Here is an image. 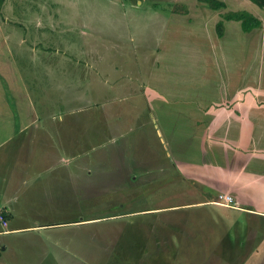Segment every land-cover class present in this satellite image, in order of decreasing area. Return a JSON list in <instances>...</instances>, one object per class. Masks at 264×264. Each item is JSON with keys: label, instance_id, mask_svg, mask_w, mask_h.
<instances>
[{"label": "crops", "instance_id": "crops-1", "mask_svg": "<svg viewBox=\"0 0 264 264\" xmlns=\"http://www.w3.org/2000/svg\"><path fill=\"white\" fill-rule=\"evenodd\" d=\"M120 1L121 6L128 7L142 2ZM199 1L203 19L209 17V23L195 24L182 13L165 14V21L169 23L164 22V27L170 26V29L159 36L157 46L144 45L146 48L139 53L149 55L148 65L142 68L136 57L134 76L123 78L120 73L114 77L112 71L119 72L117 58L112 56L111 62H104L105 58L98 55L96 63L85 61L92 56L82 48L80 54L86 56L82 57L80 78L74 81L76 74L70 70L64 86L59 84L57 101L65 103L62 107H51V93H54L51 89L50 97L42 102L43 107L33 105L27 109L21 102V109L7 115L6 121L0 113V208L9 219L6 223L0 221V260L11 246V237L31 232L40 238L39 232L34 233L38 225L57 223L41 220L38 212L44 208L61 217L67 214L59 222L61 227L100 220L103 216L81 214L74 218L71 212L74 198H89V192H94L90 195L94 197L96 193L90 182L102 183L104 176L111 175L112 181L114 164L119 165V159L131 160L127 164L130 173L125 180L127 186H132L141 176L146 177L148 168L138 166L144 161L134 162L130 155L123 153L132 143L127 147L117 139L120 132H131L146 121L156 128L168 160L153 165L159 167L156 168L160 171L159 180L143 179L144 186L151 188L149 182L154 180L178 183L180 178L197 182V187L194 184L192 187L199 194L197 199L167 204L163 206L167 211H185L219 202L224 207L221 214L226 220L230 212L225 208L258 216L259 223L264 220V6L252 0H223L226 6L214 9L207 2ZM241 10L256 16L261 25L244 30L240 20L223 18L227 12ZM220 19L224 24L221 36L216 27ZM91 49L100 54L122 52L109 47ZM66 52L72 53L73 49L66 46L62 53L72 65ZM113 62L114 68L105 69L107 63ZM73 83L75 89L73 85L71 90ZM88 88L89 94L96 92L94 108L86 104L91 97ZM14 92L20 94L21 90ZM122 97L131 101L125 109L118 104ZM145 108L150 114L142 121ZM14 117L22 122L19 127L13 125ZM96 149L108 151V157L117 158H108L102 164L91 163L87 155ZM146 160L153 163L147 156ZM32 166L37 172L29 175ZM119 180L117 176L116 182ZM226 195L232 200H225ZM40 206L43 207L40 209ZM58 208L63 209L62 214ZM74 209L77 213L83 211ZM174 227L182 230L180 235H186V228H180L178 223ZM262 232L255 249L244 258L246 261L256 264L264 256Z\"/></svg>", "mask_w": 264, "mask_h": 264}, {"label": "rangeland", "instance_id": "rangeland-1", "mask_svg": "<svg viewBox=\"0 0 264 264\" xmlns=\"http://www.w3.org/2000/svg\"><path fill=\"white\" fill-rule=\"evenodd\" d=\"M199 2L142 0L128 7L121 6L120 0H0L2 120H8L7 115L20 110L21 102L27 105V109L33 108V105L37 108L43 107L42 102L50 97L51 89L55 93H51V107H62L65 103L57 101L59 84L64 86L65 77L70 70L72 74H76L74 81L80 78L84 61L82 57L86 56L80 54L82 48L88 50L92 56L85 61L96 63L98 55L99 58H105L104 62H111L112 56L117 58L119 72L112 71L114 77L120 73L123 78L134 76L136 57L142 68L148 65L146 59L149 55L146 52L140 54L141 49L146 48L144 45L149 44V48L151 45L157 46L160 44L159 36L170 29V26L164 27V22L169 23L165 21V14L170 11L182 13L191 22L194 20L195 24L209 23V17L203 19V11L198 7ZM124 11L128 13L123 14ZM66 46L73 49L72 53H65L71 58L73 66L62 57ZM107 47L122 52L113 55L100 54L91 49L107 50ZM41 48L46 51L42 52ZM114 64L115 62L103 65L105 69H112ZM92 68L95 69L96 66ZM66 69L68 71L65 72ZM91 72L89 71V74ZM14 85L21 88H14ZM73 85L74 83L71 90ZM17 89L21 90L20 94L14 92ZM86 90L91 96L86 104L96 107V92L89 94L90 89ZM103 99L102 96L101 101ZM119 103L125 109L131 101L122 97L118 100ZM149 114V110L145 108L141 114L142 121H146ZM14 120L13 125L19 127L22 122L17 121L15 117ZM117 139L118 143H126L127 147L132 143L131 148L125 147L123 153L130 155L134 162L144 161L138 166L148 168V177L141 176V179L131 183L132 186H127L125 180H128L130 174L127 164L131 160L128 157L119 159L120 164H114L112 181L111 175L104 176L102 183L90 182L91 189L96 193L94 197L90 196L94 192H89V198H74L71 208L74 218L81 214L84 217L103 216L100 220L82 226L61 227L59 222L65 219L67 214L61 217L58 213L54 215L44 208L38 212L41 220L57 223L46 227L38 225L39 228L34 230V233L39 232L40 238L32 236L31 232H22L15 238L11 237V246L1 255L4 261L0 260V263L255 264L244 258L255 249V242H258L264 230V220L259 223L258 216L225 208L230 212L229 219L226 220L221 214L224 207L219 205V202L211 206L205 204L201 208H186L185 211H167V208L163 207L167 204L197 199L199 194L192 188L193 184L197 187V182L181 178L178 183L158 182L160 171L156 168L159 167L153 165L168 159L156 128L149 121L131 132H120ZM108 154V151L96 149L90 151L86 158L89 162L97 164L106 162L108 158H117L113 155L108 157ZM146 156L151 158L154 164L147 161ZM123 164L125 166H122ZM29 169V175L36 174L35 166ZM23 173L28 175V172ZM117 176L120 177L118 182ZM19 177L22 178L23 174ZM151 178L158 180L149 182L152 185L149 189L144 184ZM42 207L40 206V209ZM74 207L83 209L82 213L81 210L79 213L75 212ZM57 210L62 214L63 209ZM4 213L9 221L6 211ZM116 213L120 214L111 216ZM175 223H178L180 228H186L187 236L180 235L182 230H175L178 228L174 227ZM4 227L7 228L6 225ZM42 257L47 259L41 261ZM256 264H264V256Z\"/></svg>", "mask_w": 264, "mask_h": 264}, {"label": "trees", "instance_id": "trees-1", "mask_svg": "<svg viewBox=\"0 0 264 264\" xmlns=\"http://www.w3.org/2000/svg\"><path fill=\"white\" fill-rule=\"evenodd\" d=\"M209 4L211 8L219 9L226 6V3L223 0H202ZM255 3H257L260 6H264V0H252ZM223 18L225 19H237L241 21L242 28L244 30H250L253 27L261 25L260 19H258L256 16L251 14L250 12L246 10L241 11H231L223 14ZM217 32L218 35L221 36L224 31V24L223 19H220L217 22Z\"/></svg>", "mask_w": 264, "mask_h": 264}, {"label": "built area", "instance_id": "built-area-1", "mask_svg": "<svg viewBox=\"0 0 264 264\" xmlns=\"http://www.w3.org/2000/svg\"><path fill=\"white\" fill-rule=\"evenodd\" d=\"M225 200H227V201H231L232 198H231V196L226 195V196H225ZM220 203H222V204H226V201H222V202H220ZM228 204H229V203H228ZM229 205H230V204H229ZM0 221H1L2 223H6V222H7V219H6V217H5V213H4V209H3V208H0Z\"/></svg>", "mask_w": 264, "mask_h": 264}]
</instances>
